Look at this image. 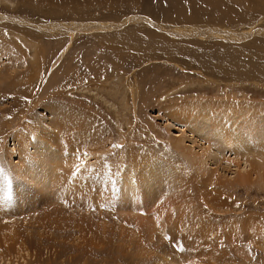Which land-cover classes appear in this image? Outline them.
<instances>
[{"label":"rangeland","instance_id":"374dc122","mask_svg":"<svg viewBox=\"0 0 264 264\" xmlns=\"http://www.w3.org/2000/svg\"><path fill=\"white\" fill-rule=\"evenodd\" d=\"M235 120L264 144V0H0V264H264Z\"/></svg>","mask_w":264,"mask_h":264},{"label":"bare ground","instance_id":"6f19581e","mask_svg":"<svg viewBox=\"0 0 264 264\" xmlns=\"http://www.w3.org/2000/svg\"><path fill=\"white\" fill-rule=\"evenodd\" d=\"M206 116V115H205ZM205 120L208 119V117H203ZM222 121V120H221ZM221 121L218 123V125L214 126V130L223 134L225 137L223 138L227 144H229L233 149L237 150V152H240L241 154H243L245 157L243 158L244 159V162L245 163H248L249 162H253V165H254V169L259 172L260 170H263L264 169V144H258L257 146H247L245 145L244 141H243V138H244V135L241 133V129H239V122H236L237 120L234 121V124H235V128H234V131L235 132L234 134H230V131L231 130V127L229 128L228 131H226V127L225 125L221 124ZM215 122V121H214ZM214 124V123H213ZM23 138L24 136L21 135ZM23 140V139H22ZM246 140V139H245ZM22 143V141H21ZM26 141H25V144L26 145ZM262 143V142H261ZM207 146V145H206ZM88 147V146H87ZM246 153H250L249 154V158H247L246 156ZM85 154V153H84ZM25 155V154H24ZM89 154H85L84 157H87ZM90 157V156H89ZM80 158V157H79ZM23 156L22 154H20V152H17V160H20L18 163H22L23 162ZM205 159V158H204ZM82 160V159H81ZM201 161V159H200ZM192 163V162H191ZM203 163V162H202ZM21 166V165H20ZM24 170V169H23ZM23 170H19L18 172L20 171H23ZM24 173V171H23ZM31 172L30 171H26L25 172V175L29 178ZM244 177L245 176H242L240 177L238 180L241 181V180H244ZM40 178V177H39ZM149 179H147L145 177V182H147ZM215 181V180H214ZM216 182V181H215ZM142 184V183H141ZM215 184V183H213ZM218 184V182H217ZM179 208V207H178ZM134 215L135 212H134ZM137 216V215H136ZM137 219V217L134 216V219ZM128 219V218H127ZM246 224V223H245ZM250 223H247V225H249ZM247 225L245 227H247ZM234 236V233H231L229 234L228 237H232ZM227 237V236H226ZM236 238V237H235ZM227 239V238H225ZM229 239V238H228ZM227 239V240H228ZM238 239V238H237ZM238 249V248H237ZM207 252V251H206Z\"/></svg>","mask_w":264,"mask_h":264},{"label":"snow or ice","instance_id":"6c2138e0","mask_svg":"<svg viewBox=\"0 0 264 264\" xmlns=\"http://www.w3.org/2000/svg\"><path fill=\"white\" fill-rule=\"evenodd\" d=\"M79 171H80V166L77 165V166L75 167L74 175H75V174H78ZM2 173H3V169H0V174H2ZM4 179L7 180V176H5ZM9 198H10V194H9Z\"/></svg>","mask_w":264,"mask_h":264}]
</instances>
